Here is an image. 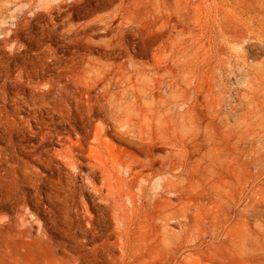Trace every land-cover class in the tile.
<instances>
[{
	"label": "rangeland",
	"instance_id": "rangeland-1",
	"mask_svg": "<svg viewBox=\"0 0 264 264\" xmlns=\"http://www.w3.org/2000/svg\"><path fill=\"white\" fill-rule=\"evenodd\" d=\"M59 1L0 0V127L9 130L12 137V148L0 153L1 161L10 158L3 167H13L18 178L21 167L16 165L21 163L26 174L42 178L46 172L29 162L13 136L23 131L29 138L42 127L43 135L51 133L52 142L41 150L63 163H59L55 178L58 176L64 185L72 179L73 202L69 203L75 223L88 230L91 220L98 217L96 223L105 235L87 245L88 249L116 227L136 232L128 239L133 256L129 258L119 248L104 254L99 249L95 262L88 264H264V0H104L98 5L94 0H64L62 9L66 12L50 11L48 7ZM69 13L78 37L65 34L61 28L59 20ZM101 68L113 71L108 77L117 86H147L146 95L137 96L140 120L133 121L147 120L157 144L149 151L154 174L147 176L143 171L132 179L121 167L111 169L112 188L108 190L103 189L99 176H87L85 168L73 164L76 157L68 161L57 146L63 141L69 146L84 131L73 107L75 101L85 103L77 82L79 72ZM65 84L72 87V105L63 100L61 88ZM144 101L149 106H144ZM102 115L95 113L87 128L89 144L93 143L92 134H100L102 164L103 160L108 168L124 166L130 160L147 164L143 152L103 132L109 124ZM162 135L166 137L165 149ZM8 140L9 136L0 150ZM36 140L40 137L29 141L26 151L31 149L29 144H37ZM160 161L165 171H158ZM24 187L26 193L14 188L9 201L0 205V242L6 239L0 243V264H10L8 252L12 248L21 249L34 264H86L74 259L77 254L58 246L57 242L67 240L52 230V223L59 229L65 226L63 192L41 185L37 189L30 182ZM49 192H54L52 198L47 197ZM138 196L144 200L139 207L143 217L135 224ZM51 199L57 200L59 221L50 211ZM163 200L167 206L162 214ZM77 238L82 245V237ZM113 238L108 241L114 242Z\"/></svg>",
	"mask_w": 264,
	"mask_h": 264
},
{
	"label": "bare ground",
	"instance_id": "bare-ground-1",
	"mask_svg": "<svg viewBox=\"0 0 264 264\" xmlns=\"http://www.w3.org/2000/svg\"><path fill=\"white\" fill-rule=\"evenodd\" d=\"M24 1H29V0H24ZM64 0H60L55 6L53 5L52 7H48L50 11H55V9H57L59 12H56L57 14H61L62 12H66L65 10L62 9V7L65 5V2H63ZM86 1V0H85ZM92 1V0H90ZM102 1L104 2V0H94L93 3L97 4ZM73 2V1H72ZM71 2V3H72ZM89 2V1H88ZM70 3V4H71ZM78 3V2H77ZM108 3V2H107ZM31 4V3H30ZM29 4V6H30ZM67 4V3H66ZM79 4V3H78ZM86 4V3H85ZM89 4V3H88ZM87 4V5H88ZM93 5V4H92ZM28 6V7H29ZM68 6V5H67ZM75 6V5H74ZM27 7V8H28ZM77 7V6H76ZM75 7V8H76ZM84 7V6H83ZM64 8V7H63ZM89 8V7H88ZM95 8V7H94ZM65 9V8H64ZM116 9V8H115ZM30 10V8L28 9ZM73 10V9H71ZM70 10V11H71ZM85 10V9H84ZM90 10V9H89ZM127 10V9H126ZM31 11V10H30ZM29 11V12H30ZM69 11V9H68ZM28 12V11H27ZM26 12V13H27ZM72 12V11H71ZM25 13V14H26ZM35 13V12H34ZM40 13V12H38ZM50 13V12H49ZM84 13V12H83ZM89 13V12H87ZM24 14V15H25ZM75 14V13H74ZM34 15V14H33ZM47 15V14H46ZM87 15V14H86ZM111 15V14H110ZM50 17V15H48ZM55 16V15H54ZM63 16V15H62ZM73 15H71L70 13L68 14L67 18H63L59 21L62 22L61 28H63L64 33L67 35H71L72 37H75L77 35V29L75 27V25L70 23V20L73 18ZM33 17V16H32ZM48 17V20H49ZM58 17H60V15H58ZM76 17V16H75ZM81 17V16H80ZM108 17V16H107ZM78 18V17H77ZM106 18V17H105ZM21 19V18H20ZM30 19V18H29ZM75 20V19H73ZM99 20V19H98ZM51 21V19H50ZM94 21V20H92ZM19 22V21H18ZM28 22V21H27ZM96 22V21H95ZM98 22V21H97ZM31 23V22H30ZM29 22L27 24H30ZM53 23V21H52ZM57 23V22H55ZM60 23V22H59ZM109 23V22H108ZM54 24V23H53ZM52 24V25H53ZM81 24V23H80ZM87 24V23H86ZM92 24V23H91ZM90 24V25H91ZM21 25V24H20ZM50 25V24H49ZM59 25V24H58ZM89 25V26H90ZM95 25V24H94ZM45 26V25H44ZM85 26V25H84ZM116 26V25H115ZM18 27V26H17ZM22 27V26H20ZM58 27V26H57ZM94 27V26H93ZM92 27V28H93ZM100 27V26H99ZM16 28V27H15ZM30 28V27H29ZM28 28V29H29ZM41 28V27H40ZM54 28V27H53ZM85 28V27H84ZM88 28V27H87ZM95 28V27H94ZM120 28V27H119ZM23 29V27H22ZM44 29V28H43ZM56 29V28H55ZM54 29V31H55ZM59 29V28H58ZM96 29V28H95ZM100 29V28H99ZM109 26L106 25L105 27V31H108ZM14 30V29H13ZM46 30V29H45ZM62 30V29H61ZM112 30V29H111ZM15 32L17 30H14ZM31 31V30H30ZM29 31V32H30ZM41 31V30H40ZM43 31V30H42ZM47 31V30H46ZM45 31V32H46ZM49 31V30H48ZM57 31V30H56ZM83 31V30H82ZM96 31V30H95ZM121 31V30H120ZM26 33L27 28H26ZM58 32V31H57ZM56 32V34H57ZM62 32V31H61ZM111 32V31H110ZM109 32V33H110ZM117 32V31H116ZM41 33V32H40ZM44 33V32H43ZM53 33V32H52ZM55 33V32H54ZM136 33V31H135ZM138 33V32H137ZM38 34V33H37ZM55 34V35H56ZM61 34V33H59ZM104 34V33H102ZM106 34V33H105ZM104 34V36H105ZM14 35V34H13ZM16 35V34H15ZM39 35V34H38ZM54 35V36H55ZM90 35V33H89ZM95 35V34H94ZM27 36V35H26ZM36 36V34H35ZM45 36V35H44ZM52 36V35H51ZM58 35H56L57 37ZM64 36V35H62ZM92 36V35H91ZM90 36V37H91ZM96 36V35H95ZM78 37V35H77ZM76 37V39L78 40V38ZM81 37V36H80ZM89 36H87L88 38ZM34 38V37H33ZM41 38V37H40ZM43 38V37H42ZM51 38V37H50ZM58 38V37H57ZM83 38V37H82ZM80 38V39H82ZM86 38V37H85ZM86 38V39H87ZM26 39V38H25ZM29 39V36H28ZM38 39V38H37ZM59 39V38H58ZM64 39V38H63ZM71 39V37L68 38V41ZM31 40V39H30ZM40 40V39H39ZM32 41V40H31ZM36 41V40H35ZM64 41V40H63ZM62 41V42H63ZM80 41V40H79ZM85 41V39H84ZM29 42V41H28ZM33 42V41H32ZM59 42H61V40H59ZM70 42V41H69ZM90 42V41H89ZM103 42V41H102ZM107 42V41H106ZM31 43V42H30ZM64 43V42H63ZM66 43V42H65ZM86 43V42H85ZM93 43V42H92ZM118 43V42H117ZM121 43V42H120ZM33 44V43H32ZM73 43H71L72 45ZM88 44V43H87ZM122 44V43H121ZM30 45V44H29ZM35 45V44H34ZM83 45V44H82ZM90 45V44H88ZM36 46V45H35ZM62 46V45H61ZM80 46V45H79ZM91 46V45H90ZM60 47V46H59ZM66 47V46H65ZM28 48V47H27ZM64 49V47H63ZM67 49V47H66ZM85 49V48H84ZM102 49V48H101ZM100 49V50H101ZM69 50V49H68ZM75 50V49H74ZM31 51V50H30ZM67 51V50H66ZM70 51V50H69ZM68 51V52H69ZM76 51V50H75ZM65 52V51H64ZM67 52V53H68ZM102 52V51H101ZM74 53V52H73ZM108 53V52H107ZM111 53V52H110ZM76 54V52H75ZM88 55V54H87ZM27 56V55H26ZM39 56V54H38ZM31 57V56H29ZM79 57V55H78ZM38 58V57H36ZM72 58V57H71ZM27 59V58H26ZM30 59V58H29ZM28 59V60H29ZM74 59V58H73ZM76 59V58H75ZM24 60V59H23ZM34 60V59H33ZM58 60V59H57ZM60 60V59H59ZM85 60V59H84ZM25 61V60H24ZM32 61V60H31ZM65 61V60H64ZM69 61V59H68ZM66 61V62H68ZM75 61V60H74ZM29 64V61H27ZM26 62V63H27ZM76 62V61H75ZM35 63V62H33ZM79 63V62H78ZM38 63H36L35 65H37ZM68 64V63H67ZM66 64V65H67ZM55 65V64H54ZM64 65V64H63ZM70 65V63H69ZM76 65V64H75ZM24 66V65H23ZM30 66V65H29ZM56 66V65H55ZM74 66V65H72ZM22 67V66H21ZM33 68V67H31ZM36 68V67H35ZM41 68V67H40ZM66 68V67H65ZM25 69V68H24ZM53 69V67H52ZM75 69V68H74ZM28 70V68H27ZM21 71V70H20ZM42 71V69H41ZM40 71V72H41ZM62 71V70H61ZM75 71V70H74ZM78 71V70H77ZM28 72V71H27ZM26 74V72H24ZM42 73V72H41ZM67 72H65L66 74ZM70 73V72H69ZM80 75L78 77L77 82L80 84V88L82 89L83 93L85 94V103L81 104L78 103L77 101H75V103H73V107L75 110V115L78 119V122L80 124V127L84 129V131L82 132V134L80 133L77 136L76 142L70 144L69 146H66V144L63 143L57 145L59 146V152L68 160L70 161V159H73L74 157H76V162H74L73 164H77L80 168H85L86 169V175L89 176L90 178L92 177H97L99 176L101 178V182H102V186L104 190H108L112 188V184L110 183L111 178L110 177V171L111 169H117V168H123L125 170V172L132 176L134 179L135 177H137L138 175L142 174L143 171H147L148 175L147 176H151L152 174H154L156 172V170L153 169V165H152V161L150 160V155H149V151L151 149H156L157 144L154 142V139L152 138V133L149 129V125L147 120H143V122L138 123V121L140 120L139 116L136 114L137 110H138V102H137V96L139 95H146V85H143L144 87H135L134 84H125L122 86H117V83L115 84L112 80V78L108 77L109 75H113V71L109 70L108 68H101V69H89L87 71H80L79 72ZM58 74V73H57ZM63 74V73H62ZM61 74V75H62ZM60 75V73H59ZM35 76V74H34ZM40 76V75H39ZM73 76V75H72ZM54 77V76H53ZM58 77V75H57ZM60 77V76H59ZM61 78V77H60ZM63 78V77H62ZM69 78V77H68ZM34 79V78H33ZM64 79V78H63ZM50 80V79H49ZM69 80V79H68ZM31 81V80H30ZM36 81V80H34ZM33 81V82H34ZM29 82V81H28ZM32 82V83H33ZM50 82V81H49ZM49 82L47 84H49ZM60 82V81H58ZM161 82V81H160ZM36 83V82H35ZM65 83V82H63ZM57 84V83H56ZM53 84V85H56ZM60 84V83H59ZM62 84V83H61ZM72 84V83H71ZM119 84V83H118ZM34 85V84H33ZM51 86H53L52 84H50ZM29 86V84H28ZM32 86V85H31ZM50 86V87H51ZM35 87V86H34ZM72 88V87H71ZM67 84L63 85V87L61 88L62 92L64 93V97L63 100L70 103L71 104V96H74V94L72 95V89H71ZM49 89V88H48ZM52 89V88H51ZM32 90V89H31ZM60 90V91H61ZM80 91V90H79ZM31 92V91H30ZM50 92V91H48ZM94 93V95H90V93ZM32 93V92H31ZM59 93V92H58ZM30 94V93H29ZM43 94V93H42ZM47 95V93H45ZM81 94V93H80ZM83 94V95H84ZM17 96V95H16ZM82 96V95H80ZM18 97V96H17ZM31 96H29L30 98ZM43 97V96H42ZM77 96H75L76 98ZM33 98V96H32ZM21 99V98H20ZM31 99V98H30ZM79 99V98H78ZM34 100V98H33ZM100 100L102 101V103H100ZM74 101V100H73ZM80 101V99L78 100ZM83 101V100H82ZM46 104V103H45ZM72 105V104H71ZM144 106H149L147 104L146 101L143 102ZM67 106V105H66ZM68 110V109H67ZM71 110V109H70ZM40 111V110H39ZM59 111V109H58ZM15 112V111H14ZM60 112V111H59ZM66 112V111H65ZM69 112V111H68ZM18 113V112H17ZM39 113V112H38ZM95 113H102L103 115V121L106 120L107 124H109V127L107 128H103V132L104 133H110V136H112L113 138H117L120 139L122 141L126 142V146L135 149L137 152H143L146 160H147V164H140L134 160H130L126 165L122 166V164H116L115 166H111L110 168H108L106 166V163L103 160V164L100 161V151L98 150L100 148V134L98 132H95L94 134H92V141L93 143H87V139L90 136L89 131L87 130V128L89 127V125L92 123L93 117ZM41 114V112L39 113ZM73 114V113H72ZM8 115V114H7ZM32 115V114H31ZM34 115V114H33ZM36 115V114H35ZM60 115V114H59ZM71 115V114H69ZM11 116V115H10ZM73 116V115H72ZM98 116V115H97ZM101 116V115H100ZM7 117V116H6ZM5 117V119H6ZM16 117V116H15ZM30 117V116H29ZM34 117V116H33ZM14 118V116H13ZM37 118V117H36ZM39 118H41L39 116ZM12 119V118H11ZM19 119V117H18ZM38 119V118H37ZM63 119V118H62ZM65 119V117H64ZM136 119L138 120L137 123H135L133 120ZM17 121V119H15ZM23 120V119H22ZM41 120V119H40ZM49 120V119H48ZM75 120V119H74ZM4 120H2L3 122ZM8 121V119H7ZM15 121V122H16ZM70 121V120H69ZM77 121V120H76ZM26 122V120L24 121ZM32 122V121H31ZM51 122V121H50ZM63 122V121H61ZM77 122V123H78ZM10 124V122H8ZM37 123V121L35 122ZM42 123V120H41ZM45 123V122H43ZM47 123V122H46ZM68 123V122H67ZM76 123V124H77ZM105 123V122H104ZM13 124V122L11 123ZM65 124V123H64ZM78 124V125H79ZM4 125V124H3ZM2 125V126H3ZM19 125V124H18ZM21 125V124H20ZM19 125V126H20ZM42 125V124H41ZM77 125V126H78ZM13 128H15V125L13 124ZM39 126V125H38ZM108 126V125H107ZM35 127V126H34ZM49 127V126H48ZM56 127V126H55ZM58 127V126H57ZM60 127H61V123H60ZM18 128V127H17ZM21 128V127H20ZM74 128V127H73ZM10 129V128H9ZM12 129V128H11ZM25 129V128H24ZM43 129V127L41 128ZM41 129L38 128L37 131L32 132V134L30 135L29 138H26L23 131H16L15 133V137L14 141H17L19 148L21 150H23V155H25L26 157H29V162H35L36 164H38L43 171L46 172V175H44L42 178L38 177L37 175H30V174H26L25 169L26 167L23 166L21 163H18L16 166L21 167L18 168L20 170H18L19 172V176L18 178L15 177V173H17V170H15L13 167L12 168H8V166H6L5 168L3 167V164L6 163L9 159H4L3 161L0 160V205L1 203H5L8 202L10 199V196L13 195V189L15 188L16 190L20 189L22 192L25 190L24 188V184L30 182L33 186H37L36 188L38 189V187L41 185L43 188L47 187L49 191L53 190H61L63 192V195L65 197V202L64 204V208L62 209V213H63V220L65 221V226L63 229H59L57 227V224L52 223V230H58V238H62L64 240H67V243L64 242H57L58 246H62L63 248L67 249L68 251L77 254L76 258L78 261H81L83 263H90L91 261L96 260V253L99 252V249L103 251V254L105 252H107V250L110 249L112 250L113 248H119L123 251L124 255L129 256H133V254L131 253V244L128 243V239L133 238L134 234H136V232L134 231V228L132 230H123L121 227H116L111 233H108L106 236V239L101 240V242L99 244L96 245H92L91 249H88L87 245H91L93 244V242L100 238L101 236H105L102 232L103 230H101V225H98V222L96 223L97 219H93L91 220V224L89 225L90 227L88 228V230H82L81 226L79 223H75L72 214H71V207H70V200L72 197V189H73V182L72 179H70V181L66 182V185L62 184L60 178L58 176H56L55 178V173H59L57 172L59 169V166H61V162H57V159L55 158V155H52L50 157L47 156V152H45L43 147L45 146V144L52 142L51 140V133H47L43 135V132L41 131ZM49 129V128H48ZM58 129V128H57ZM82 129V130H83ZM14 130V129H13ZM27 130V129H26ZM46 130V128H45ZM44 130V131H45ZM50 130V129H49ZM69 130V129H68ZM34 131V129H33ZM47 131V130H46ZM54 131V130H53ZM73 131V130H72ZM107 131V132H106ZM30 132V131H29ZM52 132V131H50ZM70 132V131H69ZM68 132V133H69ZM75 132V131H74ZM14 133V132H13ZM67 133V134H68ZM76 133V132H75ZM165 133L164 127L162 130V134ZM73 134V133H72ZM12 135V134H11ZM28 135V134H27ZM57 135V134H56ZM103 135V134H102ZM9 136V140L6 142L4 148H2V150H0V153L2 151H8L10 150V148H12V144L11 141L12 140L11 136H10V132L9 130H6V128H1L0 127V144H4V140L5 138L7 139V137ZM29 136V135H28ZM38 137H40V141L38 142L37 140V144H29L28 146H30L31 149L26 151L27 148V143L29 141H33L35 139H37ZM54 137V136H53ZM63 137V136H62ZM61 138V137H60ZM64 138V137H63ZM72 139V138H71ZM74 139V138H73ZM145 141H142V140ZM39 140V139H38ZM58 140V139H56ZM63 140V139H62ZM60 141V140H59ZM58 141V142H59ZM67 141V140H66ZM57 142V141H56ZM69 142V141H68ZM71 142V140H70ZM69 142V143H70ZM16 143V142H15ZM162 149H165L166 146V137L164 135H162ZM14 145V144H13ZM3 147V146H2ZM16 147V146H15ZM29 148V147H28ZM41 148H43L44 150L42 151ZM15 150V149H14ZM13 150V151H14ZM55 152V151H54ZM5 153V152H3ZM2 153V154H3ZM12 153V152H11ZM52 153V152H50ZM20 154V153H19ZM1 155V154H0ZM4 155V154H3ZM11 155V154H10ZM14 156V154H13ZM57 156V155H56ZM59 156V155H58ZM1 157V156H0ZM19 157V156H18ZM14 158V157H13ZM59 158V157H58ZM17 159V158H16ZM28 159V158H27ZM56 160V163H58L57 167H54L53 165V161ZM10 162V161H9ZM12 162V161H11ZM10 162V163H11ZM18 162V161H17ZM24 163V162H23ZM34 163V164H35ZM59 163H61L59 165ZM26 164V163H25ZM29 164V163H28ZM72 164V163H71ZM14 166V164H12ZM77 166V167H78ZM30 167V166H29ZM103 167V168H102ZM138 168L137 171H134V169ZM165 167H164V162L160 161V165H159V170L158 171H165ZM29 170V169H28ZM31 173V172H30ZM78 173V172H77ZM59 175V174H58ZM71 176V174H68ZM85 175V174H84ZM78 176V175H77ZM80 176V175H79ZM69 177V176H68ZM75 177V176H74ZM81 177V176H80ZM79 177V178H80ZM73 178V177H71ZM87 178V177H86ZM109 178V181H108ZM74 179V178H73ZM82 179V178H81ZM90 183V182H89ZM18 184H21L18 185ZM82 185V184H81ZM28 186V185H27ZM29 187V186H28ZM83 190L87 191V186L82 185ZM89 188V187H88ZM15 190V191H16ZM103 190V191H104ZM34 191V190H33ZM44 191V190H43ZM75 191V190H73ZM20 192V191H19ZM26 193V191H24ZM39 192V191H38ZM61 192V194H62ZM37 193V192H36ZM87 193V192H86ZM14 194H17V192H15ZM22 194V193H21ZM39 194V193H38ZM57 194V192H56ZM103 194V193H102ZM54 195V192H49L47 194L48 198H52ZM148 194H146L147 196ZM18 196V194H17ZM16 196V197H17ZM32 196V195H31ZM57 196V195H56ZM61 196V195H60ZM93 196V195H92ZM36 197V196H35ZM27 198V197H26ZM38 198V197H37ZM14 199V198H13ZM23 199V198H22ZM61 199V198H60ZM33 200H35V198H33ZM91 200V199H90ZM36 201V200H35ZM57 201V200H55ZM54 199H51L49 201L50 203V211L51 213L54 215L55 219H59L57 218L56 215V211L58 210V206L55 203ZM61 201V200H60ZM72 201V200H71ZM138 205H137V213L134 215V223L135 224H139L142 222V214L139 213V207H141L144 204V200L143 197L138 196ZM73 202V201H72ZM92 202V201H91ZM48 203V204H49ZM35 204V203H34ZM60 204V203H59ZM72 204V203H71ZM96 204V203H95ZM110 204V203H109ZM38 205V204H37ZM36 205V206H37ZM4 206V205H3ZM35 206V205H34ZM73 206V205H72ZM92 206V205H91ZM101 206V205H100ZM107 206V205H106ZM166 200H163V205H162V214L163 212L166 210ZM61 207V206H60ZM104 207V206H103ZM61 209V208H60ZM99 209V208H98ZM102 209V208H101ZM95 210V208H94ZM97 210V209H96ZM49 211V212H50ZM100 212V210H98ZM97 211V212H98ZM105 211V210H104ZM102 212V211H101ZM100 212V213H101ZM60 213V211H59ZM96 213V212H95ZM99 213V214H100ZM103 213V212H102ZM105 213V212H104ZM74 214V213H73ZM101 215V214H100ZM107 215V214H106ZM15 217V216H14ZM12 217L14 220L15 218ZM96 217V215H95ZM165 218V216H163ZM106 218V217H105ZM109 218V217H108ZM107 218V219H108ZM101 219V218H100ZM116 219V218H115ZM133 219V218H132ZM54 220V219H53ZM62 220V219H61ZM79 220V218H78ZM87 220V219H86ZM99 220V219H98ZM104 220V219H103ZM16 221V220H15ZM51 221V220H49ZM59 221V220H58ZM106 221V220H104ZM133 221V220H132ZM131 221V222H132ZM80 222V221H79ZM108 222V221H107ZM13 223V222H12ZM51 223V222H50ZM64 223V222H63ZM102 223V222H101ZM82 224V223H81ZM88 224V223H87ZM14 225V223L12 224ZM11 225V226H12ZM45 225V224H44ZM84 225V224H83ZM130 225V224H129ZM9 226V225H8ZM49 226V225H48ZM51 226V225H50ZM104 226V225H103ZM10 227V226H9ZM8 227V228H9ZM84 227V226H82ZM107 227V226H106ZM7 228V229H8ZM12 228H14L12 226ZM85 228V227H84ZM83 228V229H84ZM47 230H50L48 228H46ZM16 231V230H15ZM92 231V233H90L88 235V232ZM106 232V231H105ZM7 233V232H6ZM12 233V232H11ZM15 233V232H14ZM1 234V233H0ZM6 235V234H5ZM16 235V234H15ZM49 236V235H48ZM53 236V235H52ZM78 236L82 237V245H79L78 242ZM111 236H115V240L114 242H109L108 238ZM2 237V236H1ZM11 237V236H10ZM24 237V236H23ZM22 237V238H23ZM50 238V237H49ZM80 238V237H79ZM103 238V237H102ZM101 238V239H102ZM1 239V238H0ZM5 239V238H3ZM22 240V239H21ZM24 240V239H23ZM22 240V241H23ZM46 240V239H45ZM49 240V239H48ZM53 240V239H52ZM3 241V240H2ZM1 241V242H2ZM6 241V239L4 240ZM3 241V242H4ZM10 241V240H9ZM18 241V240H17ZM47 241V240H46ZM55 241V240H53ZM60 241V240H59ZM0 242V243H1ZM13 244V242H11ZM47 243V242H46ZM49 243V242H48ZM52 243V241L50 242ZM49 243V244H50ZM97 243V242H96ZM10 244V243H9ZM15 244V242H14ZM81 244V243H80ZM95 244V243H94ZM12 247V246H11ZM17 247V246H16ZM4 249V248H3ZM7 252L8 247L6 248ZM85 249H88V252H86L85 254H79L82 251H85ZM21 249L17 248L14 249L12 248L10 250L9 253V259H10V264H34L28 261L26 253L20 251ZM24 250H26L24 248ZM59 250V249H58ZM29 251V250H28ZM60 251V250H59ZM67 251V253H68ZM116 251V250H115ZM114 251V252H115ZM2 252V251H1ZM62 252V251H61ZM113 252V251H112ZM30 256V255H29ZM91 256V260H88L87 257ZM103 256V255H102ZM125 257V256H124ZM34 258V257H33ZM67 257H65L66 259ZM71 258V257H70ZM130 258V257H129ZM87 259V260H86ZM106 259V258H105ZM72 260V259H71ZM68 261V260H67ZM106 261V260H105ZM123 261V260H122ZM121 261V262H122ZM68 263V262H67ZM78 263V262H77ZM47 264H58V263H47ZM81 264V263H80Z\"/></svg>",
	"mask_w": 264,
	"mask_h": 264
}]
</instances>
